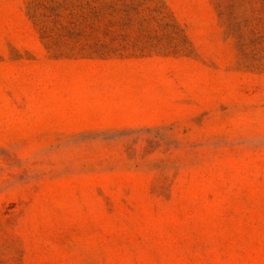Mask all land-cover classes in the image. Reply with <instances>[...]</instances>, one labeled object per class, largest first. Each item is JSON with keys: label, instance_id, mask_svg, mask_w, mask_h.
Returning <instances> with one entry per match:
<instances>
[{"label": "rangeland", "instance_id": "rangeland-1", "mask_svg": "<svg viewBox=\"0 0 264 264\" xmlns=\"http://www.w3.org/2000/svg\"><path fill=\"white\" fill-rule=\"evenodd\" d=\"M0 264H264V0H0Z\"/></svg>", "mask_w": 264, "mask_h": 264}]
</instances>
